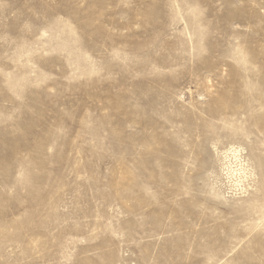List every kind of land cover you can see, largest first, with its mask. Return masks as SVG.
<instances>
[{
    "label": "rangeland",
    "instance_id": "obj_1",
    "mask_svg": "<svg viewBox=\"0 0 264 264\" xmlns=\"http://www.w3.org/2000/svg\"><path fill=\"white\" fill-rule=\"evenodd\" d=\"M0 264H264V0H0Z\"/></svg>",
    "mask_w": 264,
    "mask_h": 264
},
{
    "label": "bare ground",
    "instance_id": "obj_2",
    "mask_svg": "<svg viewBox=\"0 0 264 264\" xmlns=\"http://www.w3.org/2000/svg\"><path fill=\"white\" fill-rule=\"evenodd\" d=\"M240 152L242 151L238 148H231L221 154L223 158L221 163L223 175H227V178L229 180L231 179V181L237 185H241L246 177L244 168L245 165L243 164ZM237 167H239V169Z\"/></svg>",
    "mask_w": 264,
    "mask_h": 264
}]
</instances>
